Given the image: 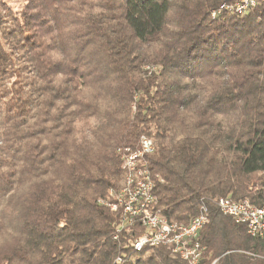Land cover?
Masks as SVG:
<instances>
[{
	"label": "trees",
	"instance_id": "trees-1",
	"mask_svg": "<svg viewBox=\"0 0 264 264\" xmlns=\"http://www.w3.org/2000/svg\"><path fill=\"white\" fill-rule=\"evenodd\" d=\"M227 1L0 0V264H186L99 204L141 136L161 214L209 208L200 264H264L214 204L264 203V5Z\"/></svg>",
	"mask_w": 264,
	"mask_h": 264
},
{
	"label": "built area",
	"instance_id": "built-area-1",
	"mask_svg": "<svg viewBox=\"0 0 264 264\" xmlns=\"http://www.w3.org/2000/svg\"><path fill=\"white\" fill-rule=\"evenodd\" d=\"M258 5H264V0H229L213 11L211 18L222 13L243 16ZM154 148L152 139L141 136L135 148L116 150L123 171L122 184L118 190H109L106 199L99 201L111 212H119V222L112 239L118 240L121 233L137 225L143 231L130 243L133 252H141L146 246H163L186 264H200L205 250L199 241L200 232L209 223V208L201 200L197 214L187 224L168 221L161 214L154 195L158 176L152 175L147 165V157L153 154ZM214 204L222 216L243 225L248 236L264 235V203L256 206L248 199L235 201L222 197ZM114 262L121 263L122 257H117Z\"/></svg>",
	"mask_w": 264,
	"mask_h": 264
},
{
	"label": "rangeland",
	"instance_id": "rangeland-1",
	"mask_svg": "<svg viewBox=\"0 0 264 264\" xmlns=\"http://www.w3.org/2000/svg\"><path fill=\"white\" fill-rule=\"evenodd\" d=\"M14 11H20L23 6V0H2Z\"/></svg>",
	"mask_w": 264,
	"mask_h": 264
}]
</instances>
